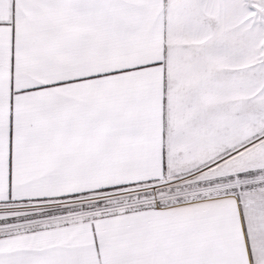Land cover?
<instances>
[{"label":"snow or ice","instance_id":"1","mask_svg":"<svg viewBox=\"0 0 264 264\" xmlns=\"http://www.w3.org/2000/svg\"><path fill=\"white\" fill-rule=\"evenodd\" d=\"M0 264H264V0H0Z\"/></svg>","mask_w":264,"mask_h":264}]
</instances>
